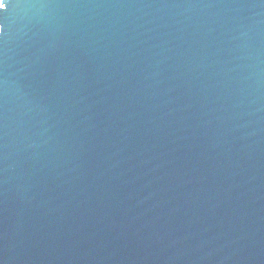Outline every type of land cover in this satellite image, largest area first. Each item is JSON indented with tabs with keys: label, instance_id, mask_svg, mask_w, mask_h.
Returning a JSON list of instances; mask_svg holds the SVG:
<instances>
[{
	"label": "water",
	"instance_id": "1",
	"mask_svg": "<svg viewBox=\"0 0 264 264\" xmlns=\"http://www.w3.org/2000/svg\"><path fill=\"white\" fill-rule=\"evenodd\" d=\"M0 264H264V0H5Z\"/></svg>",
	"mask_w": 264,
	"mask_h": 264
},
{
	"label": "snow or ice",
	"instance_id": "2",
	"mask_svg": "<svg viewBox=\"0 0 264 264\" xmlns=\"http://www.w3.org/2000/svg\"><path fill=\"white\" fill-rule=\"evenodd\" d=\"M8 7L7 3L5 0H0V10H6ZM3 33V25H0V34Z\"/></svg>",
	"mask_w": 264,
	"mask_h": 264
}]
</instances>
